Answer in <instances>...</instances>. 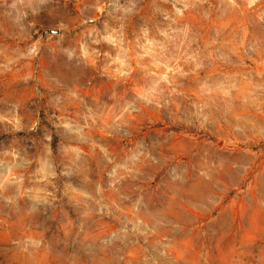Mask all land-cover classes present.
Masks as SVG:
<instances>
[{
	"label": "rangeland",
	"instance_id": "obj_1",
	"mask_svg": "<svg viewBox=\"0 0 264 264\" xmlns=\"http://www.w3.org/2000/svg\"><path fill=\"white\" fill-rule=\"evenodd\" d=\"M0 264H264V0H0Z\"/></svg>",
	"mask_w": 264,
	"mask_h": 264
},
{
	"label": "water",
	"instance_id": "obj_2",
	"mask_svg": "<svg viewBox=\"0 0 264 264\" xmlns=\"http://www.w3.org/2000/svg\"><path fill=\"white\" fill-rule=\"evenodd\" d=\"M46 34L52 35V34H58V31L49 30L43 33L42 36H45Z\"/></svg>",
	"mask_w": 264,
	"mask_h": 264
}]
</instances>
